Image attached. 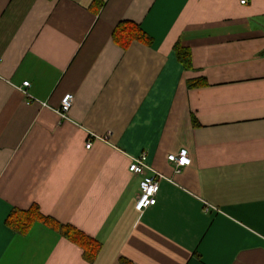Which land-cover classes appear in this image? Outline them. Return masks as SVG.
<instances>
[{"label": "crops", "instance_id": "crops-1", "mask_svg": "<svg viewBox=\"0 0 264 264\" xmlns=\"http://www.w3.org/2000/svg\"><path fill=\"white\" fill-rule=\"evenodd\" d=\"M123 22L151 43L117 45ZM142 155L167 180L138 213ZM35 207L96 240L94 262L13 227ZM122 259L264 264V0H0V264Z\"/></svg>", "mask_w": 264, "mask_h": 264}, {"label": "trees", "instance_id": "trees-1", "mask_svg": "<svg viewBox=\"0 0 264 264\" xmlns=\"http://www.w3.org/2000/svg\"><path fill=\"white\" fill-rule=\"evenodd\" d=\"M113 39L114 42L122 48H128L129 45H131L134 41H138L143 44L151 43L150 37H148L141 27L131 22H123L119 24V26L114 30ZM175 52L180 63L186 69L191 68V56L189 50L182 47L178 43L175 46ZM201 85L202 84L198 82H191L189 83V88H197ZM193 125L195 127L199 126L195 118H193ZM35 222H41L45 224L47 227L58 233L62 238L80 247L83 250V257L87 262L93 263L96 259L101 247V245L96 240L88 237L83 232L71 225H63L51 218L44 217L40 214L37 207L29 212L21 213V216H19V218L15 217L12 223L15 229L25 232ZM121 264L132 263L122 259Z\"/></svg>", "mask_w": 264, "mask_h": 264}, {"label": "built area", "instance_id": "built-area-1", "mask_svg": "<svg viewBox=\"0 0 264 264\" xmlns=\"http://www.w3.org/2000/svg\"><path fill=\"white\" fill-rule=\"evenodd\" d=\"M248 0H241V4H247ZM24 87H29V82L24 83ZM74 104L73 95H66L59 109V114L62 118H66ZM91 147V143L87 148ZM168 162L173 166L174 173H181L182 169L190 166L191 160L185 151L178 154H172L167 157ZM130 173L142 176L143 180L140 183L139 194L135 203V210L138 213H144L147 209L153 207L157 203V195L160 189V183L167 178L158 172H155L148 164L145 155L133 158L129 166Z\"/></svg>", "mask_w": 264, "mask_h": 264}]
</instances>
